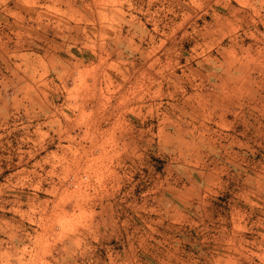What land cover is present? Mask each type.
Masks as SVG:
<instances>
[{
  "label": "rangeland",
  "instance_id": "obj_1",
  "mask_svg": "<svg viewBox=\"0 0 264 264\" xmlns=\"http://www.w3.org/2000/svg\"><path fill=\"white\" fill-rule=\"evenodd\" d=\"M0 264H264V0H0Z\"/></svg>",
  "mask_w": 264,
  "mask_h": 264
}]
</instances>
